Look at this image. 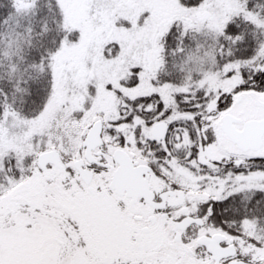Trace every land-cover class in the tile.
Returning <instances> with one entry per match:
<instances>
[{"label": "snow or ice", "instance_id": "obj_1", "mask_svg": "<svg viewBox=\"0 0 264 264\" xmlns=\"http://www.w3.org/2000/svg\"><path fill=\"white\" fill-rule=\"evenodd\" d=\"M0 264H264V0H0Z\"/></svg>", "mask_w": 264, "mask_h": 264}]
</instances>
